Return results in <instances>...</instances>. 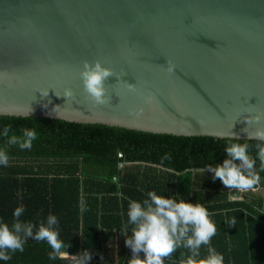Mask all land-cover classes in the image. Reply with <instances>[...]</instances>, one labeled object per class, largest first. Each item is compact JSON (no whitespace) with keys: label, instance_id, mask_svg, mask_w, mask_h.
Wrapping results in <instances>:
<instances>
[{"label":"water","instance_id":"water-1","mask_svg":"<svg viewBox=\"0 0 264 264\" xmlns=\"http://www.w3.org/2000/svg\"><path fill=\"white\" fill-rule=\"evenodd\" d=\"M97 60L124 75L107 78L103 106L80 78ZM257 111L264 0H0V116L247 139Z\"/></svg>","mask_w":264,"mask_h":264},{"label":"trees","instance_id":"trees-1","mask_svg":"<svg viewBox=\"0 0 264 264\" xmlns=\"http://www.w3.org/2000/svg\"><path fill=\"white\" fill-rule=\"evenodd\" d=\"M5 125L17 135L22 128L35 129L38 138L31 150H21L0 137V148L9 154L8 167H0V221L11 225L18 206L25 209L20 218L25 223L38 224L54 214L59 238L70 244L66 249L70 255L88 250L89 264H126L131 250L120 229L127 222V202L143 201L148 191H156L200 203L208 210L217 229L210 244L223 254L224 264H264V196L253 193L229 201V188L202 171L206 165L223 162L228 138L0 116V128ZM246 142L255 157L256 141ZM166 155L171 159H165ZM257 171V184L264 190L259 161ZM231 221L234 226L229 227ZM50 251L46 242L28 239L23 252H9L10 259L0 264H69L49 260ZM186 252L178 249L165 258V264H176L180 253ZM206 254L202 246L201 256Z\"/></svg>","mask_w":264,"mask_h":264},{"label":"clouds","instance_id":"clouds-1","mask_svg":"<svg viewBox=\"0 0 264 264\" xmlns=\"http://www.w3.org/2000/svg\"><path fill=\"white\" fill-rule=\"evenodd\" d=\"M110 76L124 75H118L98 60L94 63L84 61L80 72L83 88L98 106L110 102L105 87V81ZM124 83L129 90H134L135 85L126 81ZM40 92L43 96L48 95V90ZM63 96L70 99L73 96L72 90L66 88ZM57 108L58 106L54 109ZM136 114L139 115V111ZM244 120L248 125H259L264 120V112L248 114L244 116ZM243 131L247 133L245 142H241L238 136L232 134L225 142L223 150L226 158L223 162L206 165L202 169L204 173L210 172L214 181L219 179L226 188L237 189L239 192L252 189L259 181L257 161L259 171H264V126H258L254 131H249L247 127ZM0 137L6 138L7 145L18 146L21 150H31L38 134L35 129L22 128L17 135L11 131L10 126L5 125L0 128ZM247 140L256 141L255 157L249 154L250 145ZM164 158L171 159L170 155ZM8 165V151L0 148V167L6 168ZM24 211L23 206L14 208L12 212L14 220L11 225L0 221V261L9 260V252H23L26 241L32 239L48 244L51 249L48 253L49 260L63 259L69 264H89L92 256L88 250L74 255H69L66 251L70 244L65 245L59 238L57 216L49 213L46 219L38 224L25 223L20 219ZM81 211L84 209L81 208ZM126 216L127 222L120 229L121 235L126 237L125 246L131 250V256L126 264H165V258L171 257L181 248L187 252L180 253L176 264H224L223 254L217 252L210 244L212 237L216 235V225L210 219L208 210L200 203L188 202L179 196L165 197L156 191H148L143 201L128 200ZM228 226H234V221L228 222ZM202 246L207 252L203 257Z\"/></svg>","mask_w":264,"mask_h":264},{"label":"rangeland","instance_id":"rangeland-1","mask_svg":"<svg viewBox=\"0 0 264 264\" xmlns=\"http://www.w3.org/2000/svg\"><path fill=\"white\" fill-rule=\"evenodd\" d=\"M233 190V189H232ZM254 188H252V189H250V190H246V191H241V194H240V196H239V199H242L243 197H246V196H250V195H252L253 193H258V194H260V195H263L264 196V190H261V189H259V187L258 188H256L254 191ZM119 245V243H117V245H116V247ZM70 255V254H69Z\"/></svg>","mask_w":264,"mask_h":264},{"label":"built area","instance_id":"built-area-1","mask_svg":"<svg viewBox=\"0 0 264 264\" xmlns=\"http://www.w3.org/2000/svg\"><path fill=\"white\" fill-rule=\"evenodd\" d=\"M122 155L121 154H118V157H121ZM119 166H122V164L121 163H119ZM232 189H228V200L229 201H235V200H242V199H239V197L238 198H236V197H233V196H231L230 195V191H231ZM227 264H230V263H227Z\"/></svg>","mask_w":264,"mask_h":264},{"label":"flooded vegetation","instance_id":"flooded-vegetation-1","mask_svg":"<svg viewBox=\"0 0 264 264\" xmlns=\"http://www.w3.org/2000/svg\"><path fill=\"white\" fill-rule=\"evenodd\" d=\"M259 187V186H258ZM259 189H261V188H259ZM262 190V189H261Z\"/></svg>","mask_w":264,"mask_h":264}]
</instances>
